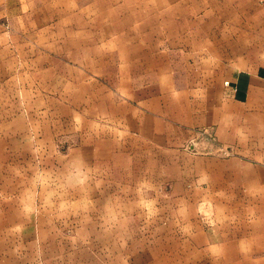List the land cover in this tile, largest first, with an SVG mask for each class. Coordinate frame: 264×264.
<instances>
[{
  "label": "rangeland",
  "instance_id": "rangeland-1",
  "mask_svg": "<svg viewBox=\"0 0 264 264\" xmlns=\"http://www.w3.org/2000/svg\"><path fill=\"white\" fill-rule=\"evenodd\" d=\"M261 7L259 0H0V264H121L110 253L118 240L93 238L111 226L93 214L109 211L96 201L127 196L132 204L119 213L166 218L135 223L137 233L150 225L164 226L167 237L209 232L213 264H225L219 252L234 240L253 249L264 232V191L207 168L228 172L237 151L264 166V138H248L253 119L264 137V119L248 116L245 138L225 144L204 130L148 146L120 137L129 136V117H139L128 111L137 98L163 93V126L173 131L175 103L187 110L191 91L212 82L214 71L263 66L264 47L255 54L253 40ZM174 95L188 98L174 103ZM248 98L244 110L264 102L261 93ZM191 166L194 174L179 175ZM120 170L131 182L126 197L114 183ZM134 240V253L149 244L153 259L131 254L129 264H204L194 254L159 261L154 240ZM258 255L250 260L264 259Z\"/></svg>",
  "mask_w": 264,
  "mask_h": 264
},
{
  "label": "crops",
  "instance_id": "crops-1",
  "mask_svg": "<svg viewBox=\"0 0 264 264\" xmlns=\"http://www.w3.org/2000/svg\"><path fill=\"white\" fill-rule=\"evenodd\" d=\"M262 5V10H264V0H259ZM260 18L263 19V22H259L253 30V40L255 54L262 55V48L264 47V12L261 13ZM237 63V62H236ZM233 65V64H232ZM263 67V68H261ZM258 67L253 72L249 69L237 70L235 67H230V71L225 75V66L220 70V72H213V81L204 83L202 87L206 85L205 88L195 89V92L191 91V96L189 98L192 100L195 105L192 104L186 109L181 108L177 105L175 101L185 102L188 96L183 95H174V119L172 123V130L168 131L163 126L167 121V97L163 93L157 91L147 98L141 97V99H136L138 106L129 108L128 111H136L138 118L129 117L130 123V132L129 136L120 137V138H136L141 142L145 143L146 146L150 142L154 143H166V138H173L176 142H183L182 138H200L201 133L198 131L204 130L208 132L212 138H219L223 144H225V138H245L242 136L243 130L246 128L244 125V119L251 116L252 118H257L259 122H262L264 119V102L260 105H252V107H247L245 110V105L248 104V97L251 93L255 95H260L264 101V65ZM226 77H230L233 84L232 87H225L223 81ZM234 85L237 86V89L234 90ZM186 92H179V94ZM196 95V96H192ZM133 101V100H131ZM177 101V103H178ZM176 110H181L178 112ZM252 113V114H251ZM251 114V115H250ZM133 119V120H132ZM252 123V137L248 138H264L263 129H261L256 120ZM128 126V124H127ZM255 126V127H254ZM255 128H257L255 130ZM248 129V128H247ZM255 133V135H254ZM229 141V140H228ZM231 141V140H230ZM229 143H236L230 142ZM233 150V146L229 147V152ZM237 151V150H236ZM238 154H233L230 156L229 161L234 163L236 166L231 168L228 172L225 173L224 170H220L217 166L215 168L208 167L207 169L210 172L207 174H220L226 177V174L229 177L236 178L239 182V185L243 181L249 180V186H245L244 189L248 190H259L264 191V166L258 165L254 166V163L248 161L249 158H254V156H248L241 154L237 151ZM128 152H125V160L129 157ZM225 162V160H224ZM186 168L185 171L183 167L178 168V173L181 174H194V170ZM219 169V170H217ZM117 172V180L114 181L119 188L125 187V197L127 192H129L128 185L131 182L127 181L128 172ZM113 177L114 175L111 174ZM182 176V175H181ZM226 179V178H225ZM246 184V182L244 183ZM243 189L242 187H238ZM124 197V198H125ZM126 199H132L127 196L125 199L119 198H110L108 202H95V207H104L109 208L108 212L98 211L94 209L93 217H95L96 222L109 223L111 226L109 230H104L102 233H95L94 239L101 237H109L117 241L115 245H111L110 253H115L120 256L118 258L121 264H129L133 261L131 254H138L139 257L136 258L137 262H147L151 261L152 252L149 251V244H147L145 249H142L140 252L134 253V242L135 238L139 237L140 239H152L154 240L151 246L155 247L156 255L163 256L164 258H159V261H176L179 258L186 255L194 254L195 257H199L197 262H204V264H213L214 263V237L209 232H199V231H178L171 234L170 237H167L165 228H161L155 225H150V230L144 231L143 227H139L142 232H135V223H165L166 218L164 216L155 218V217H143L141 215L135 216L134 214H121L117 208L127 207L132 204L131 201ZM260 211L262 212L264 208L260 205ZM99 212V213H98ZM145 219V220H144ZM159 229H162L161 232ZM264 229V227H263ZM102 231V230H101ZM106 233V234H104ZM108 233V234H107ZM79 235V233H78ZM254 235V234H253ZM63 237V236H62ZM70 237V235L66 236ZM82 237V236H81ZM90 237V236H89ZM89 237H86L89 239ZM257 245L253 249L246 250L247 246L243 245L242 242L235 240L229 242L231 248L225 247L219 253L225 254V264H264V259L255 260L252 262L250 260L251 255L257 256L258 254L264 255V232L258 236L254 235ZM156 240V242H155ZM154 251V250H153ZM69 253V249L63 247L62 253ZM101 254V252H99ZM218 253V252H217ZM98 254V253H95ZM257 254V255H256ZM141 255V256H140ZM144 255V256H142ZM153 255V254H152ZM173 256V257H172ZM205 256V257H204ZM230 256V257H229ZM259 256V255H258ZM184 259V258H183Z\"/></svg>",
  "mask_w": 264,
  "mask_h": 264
},
{
  "label": "built area",
  "instance_id": "built-area-1",
  "mask_svg": "<svg viewBox=\"0 0 264 264\" xmlns=\"http://www.w3.org/2000/svg\"><path fill=\"white\" fill-rule=\"evenodd\" d=\"M226 85H229V86H230V85H232V84H231V82H230V81H227V82H226ZM234 88H235V90H236V89H237V86H236V85H234Z\"/></svg>",
  "mask_w": 264,
  "mask_h": 264
}]
</instances>
